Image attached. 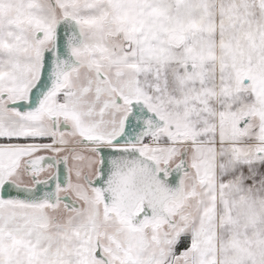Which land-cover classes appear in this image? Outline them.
Here are the masks:
<instances>
[{"label":"snow or ice","instance_id":"6c2138e0","mask_svg":"<svg viewBox=\"0 0 264 264\" xmlns=\"http://www.w3.org/2000/svg\"><path fill=\"white\" fill-rule=\"evenodd\" d=\"M0 264H264V0H0Z\"/></svg>","mask_w":264,"mask_h":264}]
</instances>
